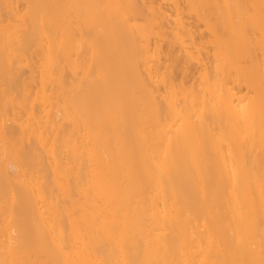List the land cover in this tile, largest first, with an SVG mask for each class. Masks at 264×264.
<instances>
[{
	"label": "bare ground",
	"instance_id": "1",
	"mask_svg": "<svg viewBox=\"0 0 264 264\" xmlns=\"http://www.w3.org/2000/svg\"><path fill=\"white\" fill-rule=\"evenodd\" d=\"M257 50L264 0H0V264H264Z\"/></svg>",
	"mask_w": 264,
	"mask_h": 264
},
{
	"label": "rangeland",
	"instance_id": "2",
	"mask_svg": "<svg viewBox=\"0 0 264 264\" xmlns=\"http://www.w3.org/2000/svg\"><path fill=\"white\" fill-rule=\"evenodd\" d=\"M186 21L188 23L192 24L193 31L197 32L198 35H199V33H205L204 28L200 27L199 23H197L194 19H192V18L191 19H186ZM204 42H207V40H204ZM167 47H168V45H167V42L165 41L162 44V46H161V50H162V54L160 56L161 61L157 65V68L161 69V72L163 71V67L165 66L166 60L168 58V56H167ZM263 55H264V53H263L262 50H257L256 53H255L257 63L264 67V56ZM246 94H248L249 96H253L252 91H249L247 89H244L240 93V96L246 95Z\"/></svg>",
	"mask_w": 264,
	"mask_h": 264
}]
</instances>
